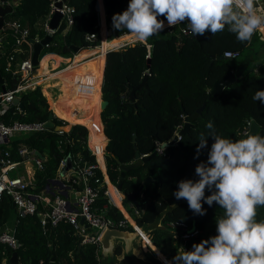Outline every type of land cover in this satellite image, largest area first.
<instances>
[{
  "label": "trees",
  "instance_id": "obj_1",
  "mask_svg": "<svg viewBox=\"0 0 264 264\" xmlns=\"http://www.w3.org/2000/svg\"><path fill=\"white\" fill-rule=\"evenodd\" d=\"M2 1H9L12 8V12L4 18L5 26L19 23L22 28L29 30L30 39L46 38L45 24L49 16L51 0H17V4L13 3L14 0ZM67 4L75 10L74 25L66 31V23L62 22L59 30L53 34L50 46L43 50L41 59L47 54H57L64 58L72 57L71 47H78L81 50L88 48L87 35L99 29L98 4L102 15V0H67ZM128 4L129 0H104L109 25L112 24L113 15L125 11ZM6 7L9 5L6 4ZM180 26L166 28L146 43L137 42L109 53L106 58L103 85V98L109 102V106L102 113V119L109 139L106 161L112 184L117 186L120 183L122 167L137 163V153L141 157L156 153L153 159L131 170L124 179L123 202L133 219L125 209L121 211L130 222L134 220L136 226L149 237L148 245L164 264H172L169 261L173 262L180 245L174 240L173 232L168 226L170 222L186 224L188 228L186 231H199V235L187 244V251H191L194 243L198 244L217 234L216 219L223 215V210L215 203L211 207L206 203L203 204L206 215H194L189 210L186 200H177L173 195L178 190L177 185L181 180L199 179L195 174V168L201 162L207 161V154L213 143L209 138L208 147L201 150L198 159H194L201 134L207 137L210 131L206 128V124L212 122L218 135L233 140L246 138L252 123L264 131V104L252 99L257 90H264V32H260L261 34L257 32L250 44H241L227 29L214 36L207 33L205 36L195 37L191 33L184 35ZM112 33L113 37L109 39L112 45L135 39L126 30L119 32L113 26ZM16 37L11 29L0 31V38L5 42L3 52L7 56L15 48ZM106 37L104 31L103 38ZM114 40L117 42L114 43ZM226 52H238L240 57L222 59ZM251 57L254 62L250 63ZM25 58L26 56L22 54L18 59ZM99 60V69L98 63L91 65L95 67V72L89 81L92 82L90 84L92 95L87 106V111L90 112L94 111L100 102L105 57ZM5 68L6 57H2L0 94L3 92V86L7 90H15L20 84L19 77L6 72ZM239 68H244L240 78L228 85L221 93L211 95L217 81ZM145 76L148 77L149 91L145 87H140ZM82 80V84H89L86 80ZM64 83L67 81L60 77L42 83V90L49 100L50 107L41 89L38 88L20 95L25 107L23 112L11 108L0 118L7 124L14 121L24 123L49 121L52 114L49 91ZM135 88H137L136 97L132 101L130 94ZM202 107L204 108L199 113ZM185 114L188 115L187 121L193 124V128L182 137L181 145L165 148L163 154H159L157 144L165 145L172 141L179 128L184 127L186 123ZM76 116L75 112L61 110L60 118L69 125H73ZM53 122L57 127L68 126L57 118ZM83 124L90 131V146L92 149L98 148L102 157L105 143L102 123ZM93 126H97V132L92 135ZM69 134L72 142L62 143L63 152L58 148L61 137L51 131L14 138L11 146L14 160H21L18 155L21 144L38 150L43 155L48 154L45 169L37 171L35 175L37 192L45 190L57 177L60 160L64 156H71L73 159L81 157L84 161L96 163L95 156L87 149V129L82 125H76ZM99 161L104 167L103 158ZM97 174L101 175V172L98 170ZM148 178L152 181L144 185ZM143 185V190L137 198L140 208L136 213L135 206L128 202L127 196L136 193ZM208 195H211V192L206 190L205 196ZM106 200L107 198L102 195L98 205L105 203ZM7 205H9L7 201L0 204V227L8 218ZM257 213L258 221L264 219V207L258 208ZM110 214L114 219H124L119 210H111ZM124 230L136 233L131 225ZM177 232L185 233L182 229H178ZM15 235L21 245L20 248L14 251L0 245V264H3L4 260L9 264L14 252L18 253L19 264H118V256L122 255L124 248L121 243L123 241L119 240L120 243L114 245L111 254H105L103 250L98 259L96 246L85 245L79 248L80 241L74 235L71 226L61 223L44 231L39 216L20 220ZM153 244L170 260L167 261ZM172 244L173 254L167 249V246ZM153 251L150 249V253H146V256L155 264H161ZM144 263L138 259L122 262V264Z\"/></svg>",
  "mask_w": 264,
  "mask_h": 264
},
{
  "label": "clouds",
  "instance_id": "obj_2",
  "mask_svg": "<svg viewBox=\"0 0 264 264\" xmlns=\"http://www.w3.org/2000/svg\"><path fill=\"white\" fill-rule=\"evenodd\" d=\"M259 0H129L128 7L112 17L113 28L127 31L136 41L146 43L165 28L186 24L193 36L216 35L226 29L241 44H250L257 32H264V10ZM163 17V19H160ZM253 101L264 104V90H257ZM196 149L213 143L207 161L195 168L198 180H181L173 193L186 200L194 215L204 216L215 203L223 210L216 219V235L183 248L172 264H264V219L257 220L264 207V136L250 134L243 139L223 138L212 122L206 124ZM208 190L211 195L205 196ZM203 202V203H202Z\"/></svg>",
  "mask_w": 264,
  "mask_h": 264
},
{
  "label": "built area",
  "instance_id": "obj_3",
  "mask_svg": "<svg viewBox=\"0 0 264 264\" xmlns=\"http://www.w3.org/2000/svg\"><path fill=\"white\" fill-rule=\"evenodd\" d=\"M6 4H8L10 7L9 1L5 2L0 0V7L5 8ZM59 4L61 7L58 6ZM257 7L264 10V0H259ZM74 12V8L69 6L67 1L51 0L49 16L45 24L46 37H52L53 34L56 33L50 28V21L55 14H60L62 16L60 26L64 21L66 23L67 31L74 25ZM184 25L186 27V24ZM8 26L14 31V35L17 36L15 48L11 54L7 56L3 52L1 41L0 61L2 57H6V72L18 76L20 79V84L15 90H7L6 93L2 92L0 94V116L12 108L15 98L20 97V95L29 91H34L38 88H41L44 81L51 79V77L57 73L68 68L80 67L102 55H104L106 59L109 53L138 42L133 39L103 50L100 33L98 30H95V32L89 33L86 37V42L89 44V46L85 49V52L81 54H74L73 57L70 58V62L64 68L59 67V69L53 70L50 73L39 74L38 67L34 66L32 62V57L35 50V43H40L43 39H40L39 37L30 39L29 30L22 28L19 23H10ZM166 28L169 27L166 25L165 29ZM181 30L184 35L190 33L184 29ZM51 42L47 44L44 49L48 48ZM27 50H29V54L31 53L30 56H26L27 58L19 61L17 56L21 54L26 55ZM239 57L240 53L238 52H226L224 54L225 59H238ZM104 73L105 72L103 70V80L100 90V119L101 114L103 113L102 101H104ZM84 87L86 90H83V93L88 94L89 91L87 90V85ZM87 96H90V94ZM13 108H17L20 111L18 107ZM53 119H56L55 115ZM64 122L66 121L64 120ZM101 123L105 138L104 147L102 148L104 167H102L99 161V149H92L88 135L87 149L93 156H95L96 163H90L84 161L81 157H78L73 159V169L69 170L65 175H62L63 170L66 168L67 157L64 156L60 160L57 177L48 184L45 190L37 192L35 186V174L37 171H43L45 169L46 157L38 150L31 149L29 146L21 144L18 148V155L21 160H14L12 158L11 151L14 138L32 135L34 133L51 131L61 137L62 140H60L58 148L61 152H63L61 145L63 142L65 144L72 142L70 140L69 133L72 127L76 125H69L67 123L70 127L69 130H66V127H68L66 126L63 128L59 127L60 129L55 131L47 129L45 127L46 122L24 123L14 121L11 124H7L0 118V204L3 202L4 198L10 199L17 209L19 221L27 217L39 216L40 224L44 231L50 227H57L61 223L68 224L73 228L74 235L79 239L80 245L96 246V254L98 259L103 252V236L111 230L125 231L124 229H126L128 225H131L124 213L111 201V187L116 189L122 201L124 197L122 191H118L116 188L117 186L112 184L108 175L106 152L109 139L105 133V125L102 120ZM84 127L87 129L86 126ZM182 128L183 126L179 128V131ZM178 133L179 132H177L176 135H178ZM247 133L248 132H246V134ZM181 139L182 138L180 137L179 141ZM165 148L166 147H164V145L159 143L157 144V152L159 154H163ZM37 152L41 153L42 157H40ZM28 164L32 165L34 174L28 172L25 176L17 175L11 177V173L17 172L21 167H23L26 171ZM98 170L101 172V175L97 174ZM102 195H104L107 200L105 203L99 206L98 202ZM111 210H119L122 213L124 219H114L110 214ZM126 211L128 212V210ZM135 212L138 213V210L136 209ZM131 226L133 227V225ZM168 226L173 232L174 240L176 243L180 244L178 252L181 250V248L187 251V244L189 241L199 235V231L197 230L186 231L188 228L184 223L170 222ZM133 229L139 235V237L143 239V241L147 242L146 237L148 239L149 237L147 235H143V233L141 234L140 228L138 226L133 227ZM178 229H182L184 232H186L179 234L177 232ZM0 242L14 251H17L21 246L18 239L16 238L15 232L12 233L6 231L2 233L0 235Z\"/></svg>",
  "mask_w": 264,
  "mask_h": 264
},
{
  "label": "crops",
  "instance_id": "obj_4",
  "mask_svg": "<svg viewBox=\"0 0 264 264\" xmlns=\"http://www.w3.org/2000/svg\"><path fill=\"white\" fill-rule=\"evenodd\" d=\"M17 2H18L17 0L13 1L14 4H17ZM102 2H103V5H102L103 14L102 15H101L99 4H98V12H99V25H98L99 29H98V31L100 33V36H101V39H102V43H105V42H107L109 40V38L108 37L103 38V32L105 31L106 34L108 33L109 24L107 22V17H106V12H105V7H104V0H102ZM1 41L2 40L0 38V42ZM85 51H86L85 49L81 50L77 54H81V53H83ZM30 54H29V50H27V54L25 56L29 57ZM74 54L75 53L73 52V55ZM20 56H18V58ZM72 57H70V58H72ZM70 58H64V57H61V56H59L57 54H47L42 59L40 58V66H38V68L41 71V73H46L47 74V73H50L53 70L59 69V67L61 68L62 64H65V66H66L70 62ZM18 60L21 61L22 59H18ZM252 61L254 62L253 58L251 57L249 59V62L251 63ZM95 63H98V69H99V65H100L99 57L96 58L95 60L89 61L88 63H86V64H84V65H82L80 67H77V68L73 69V79L75 80L76 84H71V83H69L67 81V83H64V84L58 86L56 89H51L49 91L50 95H51V97H50V99H51V108H50V110L52 111V114L54 113V115H55V117L57 119H59V120L64 122V120H62V118H60L61 117V110H63V111L69 110L72 113L75 112L77 114L75 120L83 119V118L87 117L90 114V111H87V106L89 105V102H90V99H91V95H92V87H91L92 85H90V84H92V82L90 83L89 81L93 78V75H94V72H95L94 71L95 67L91 66V65H93ZM105 65H106V59L104 60V63H103L104 72H105ZM55 77H59V73H57L55 75ZM82 79L86 80L89 83L87 85V90L89 91L88 94H90V96H87L88 94L83 93L84 92L83 90H86V89L84 87L85 85L81 83V81H83ZM40 89H41L42 95L45 97V99L47 100V103H48V105L50 107L49 100L44 95L42 87ZM75 120L72 122L73 125L74 124H81V123L75 122ZM101 120L103 121L102 114H101ZM64 123H66V122H64ZM81 125H84V124H81ZM84 126H86V125H84ZM94 128L96 129L97 126H93L92 127V129H94ZM87 129H88V127H87ZM89 135H90V131H89ZM99 157H100V155H99ZM28 172L34 174L33 167L30 164L27 165L26 171H25V169L23 167H21L20 170H18L16 173H18V175H20V176L21 175L25 176L26 173H28ZM26 179H28V178H26ZM4 201H7V203L9 202V205H7L8 208H9L8 216H9V213L11 212V210L13 208L16 210V214H17V209H16L15 205L11 202V200L10 199H5ZM4 201L2 203H4ZM119 208L120 209H124V207L122 205V202L119 205ZM7 221H8V218H7ZM7 221L0 227V235L2 233L6 232V231L7 232H12V233L16 232V227H17V224L19 223L18 217H16V222L14 223L12 228L8 225ZM130 234L133 235L134 233L130 232ZM117 243H120V242L115 241V244H117ZM121 243L124 245L123 246L124 248H123L122 255L118 256V264H122V262L124 260L134 261L136 259L144 261L145 262L144 264H155V262L151 258L146 256V253H148V252L150 253V249L152 251H153V249L151 247H148L146 242L143 241V239H141L140 237H137L136 239H134L132 242H129V243H124V242H121ZM0 245H2L3 247H7L9 249L8 246L2 244L1 242H0ZM172 246H173V244L170 245V246H167V249H168V251L170 253L173 254L174 252L172 250ZM158 251L160 252L159 249H158ZM153 252L155 253V251H153ZM160 253H162V252H160ZM155 255H156L157 260L161 264H164L158 258L156 253H155ZM163 256L166 258L167 261L170 260L164 254H163ZM169 262L172 263L171 260ZM3 264H7V260H4Z\"/></svg>",
  "mask_w": 264,
  "mask_h": 264
},
{
  "label": "water",
  "instance_id": "obj_5",
  "mask_svg": "<svg viewBox=\"0 0 264 264\" xmlns=\"http://www.w3.org/2000/svg\"><path fill=\"white\" fill-rule=\"evenodd\" d=\"M66 1L67 0H65V2ZM58 6L61 7L60 4ZM11 12H12L11 7H5V8L0 7V31L11 29V27L5 26V20H4L5 16L7 14H10ZM61 20H62V16L60 14H55L53 16V18L50 21V28L52 31L57 32L59 30ZM112 26H113V24L109 25V30H108V37L109 38L113 37ZM184 27H185V25L181 24L180 28L184 29ZM51 41H52V37L47 36L40 43H35V50H34V54H33V58H32V62L34 64V66H36V67L40 66V57H41V54L43 52V49ZM71 49L75 54H77L81 51L80 48L74 47V46H72ZM221 58L224 59V57H221ZM243 71H244V68H239L237 71L230 72L223 79H221L220 81H217L215 83L212 91H211V95L221 93L228 85L232 84L233 82H235L236 79L240 78L242 76ZM147 80H148V77L145 76L140 87H145L149 91V88L147 85ZM136 90H137V88L133 89L131 94H130V99L132 101L135 100ZM6 92H7V89L5 86H3V93H6ZM108 106H109L108 101H106V100L102 101V112H104ZM13 107H18L19 109H21L22 112L25 110V107H24L23 103L21 102L20 97L15 98V100L13 101V104H12V108ZM203 108L204 107H202L201 110H199L198 112L201 113ZM53 118H54V115L51 114L49 121H47L45 124V127L47 129H50V130L58 131L60 128L57 127L56 124L53 122ZM185 118H186V123L184 124V127L179 131L178 135L174 136L172 141L165 144L164 147L172 148V147H175L176 145H181L179 138L180 137L182 138L183 136L188 134L190 129L193 128V124H191L190 122L187 121V119H188L187 114H185ZM105 129H106V126H105ZM250 134L264 136V131H261L260 128L255 123H252L250 126V131H249L248 135H250ZM37 154L40 157H42L41 153L37 152ZM155 156H156V153L152 154L151 156L141 157L140 154L137 153L136 154V161H137L136 164L131 165V166H127V167H125V166L122 167V175H121L120 183L116 187L117 190L120 192L122 191V185H123L124 179H125L126 175L131 170L136 169L139 165L147 163L148 161L153 159ZM71 169H73V159L71 156H68L66 159V168L63 170L62 175H65ZM151 181H152L151 178L146 179V181L144 182V185L150 183ZM144 185L133 195L127 196L128 202L132 203L137 210H139V208H140L139 204L137 202V198H138L139 194L142 192ZM123 197H124V195H123ZM82 222H83V220H82ZM140 233L141 234L143 233V231H141V229H140ZM137 237H138L137 233H134L133 235H131L130 232H128V231H121V230L108 231L102 238V246H103L104 253L105 254H111L112 253L114 245H115V241L120 240V241H123L124 243H129V242H132ZM81 247H82V245H79L80 249H81ZM18 258H19L18 253L14 252L12 257H11L10 264H19Z\"/></svg>",
  "mask_w": 264,
  "mask_h": 264
},
{
  "label": "bare ground",
  "instance_id": "obj_6",
  "mask_svg": "<svg viewBox=\"0 0 264 264\" xmlns=\"http://www.w3.org/2000/svg\"><path fill=\"white\" fill-rule=\"evenodd\" d=\"M116 42L117 41L114 40V43H116ZM111 46H114V45L110 44L109 40L107 42H105V43H102V49L103 50L104 49H108V47H111ZM103 56L104 55L99 56V58H101ZM73 69H75V68H68V69H66V70H64L62 72H59V77L62 78V79H64V80H66V81H68L71 84H76L75 80L73 79ZM39 74H42L40 70H39ZM52 78H55V75L53 77H51V79ZM48 80H50V79H48ZM99 104H100V102H99ZM99 104L97 105V107L95 108L94 111L90 112V114L87 117H85L83 119H78L75 122H78V123H81V124H83V123H90V122H98L99 124H101V119H100V115H99ZM96 132H97V128L96 129L94 128V129L91 130L92 135L95 134ZM99 159L102 160V157L100 156ZM110 194H111L110 195L111 201L116 206L119 207V205L121 204V198H120L118 192L116 191V189H114V188L111 187L110 188ZM120 210H123V209H120ZM143 235L146 236V234L144 232H143ZM146 239H147V237H146Z\"/></svg>",
  "mask_w": 264,
  "mask_h": 264
},
{
  "label": "rangeland",
  "instance_id": "obj_7",
  "mask_svg": "<svg viewBox=\"0 0 264 264\" xmlns=\"http://www.w3.org/2000/svg\"><path fill=\"white\" fill-rule=\"evenodd\" d=\"M166 22V21H165ZM166 26V25H165ZM109 30V29H108ZM260 33V32H259ZM261 34V33H260ZM107 37H108V33H107ZM263 37V36H262ZM109 38V37H108ZM264 38V37H263ZM110 39V38H109ZM111 40V39H110ZM2 47H3V49L5 48V42L3 41L2 42ZM61 67L62 68H64L65 67V64H62L61 65ZM39 69V68H38ZM99 111H100V104H99ZM74 125H79V124H74ZM105 125V124H104ZM69 128L70 127H66V130H69ZM88 131V130H87ZM88 135H89V131H88ZM45 155V157L46 158H48V154H44ZM18 175V173H11V177H14V176H17ZM121 202H122V205H123V207L126 209V210H128L127 209V207H126V205L124 204V202L121 200ZM129 212V211H128ZM129 214H130V217H132L131 216V213L129 212ZM16 217H18V215L16 214V210L13 208L12 210H11V212L9 213V216H8V221H7V223H8V225L12 228L13 227V225H14V223L16 222ZM129 221V220H128ZM130 222V221H129ZM131 223V225H133V227H135L136 226V223L134 222V220L132 221V222H130ZM147 240H148V238H147ZM146 240V241H147ZM146 244H147V246L148 247H150L149 245H148V243L146 242Z\"/></svg>",
  "mask_w": 264,
  "mask_h": 264
}]
</instances>
